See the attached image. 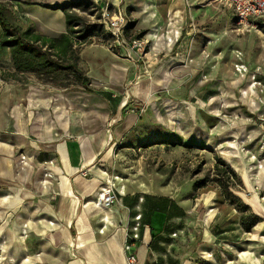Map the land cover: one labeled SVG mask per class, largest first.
Masks as SVG:
<instances>
[{"label":"crops","instance_id":"crops-1","mask_svg":"<svg viewBox=\"0 0 264 264\" xmlns=\"http://www.w3.org/2000/svg\"><path fill=\"white\" fill-rule=\"evenodd\" d=\"M40 1L22 5L21 9L35 22L37 18L44 20L40 25L44 34L55 37L65 32V14L43 6ZM221 3L232 10L229 4ZM147 34L156 38L155 32ZM179 34L174 41H178L182 32ZM0 48L7 50L6 59L11 61L9 47ZM184 57L183 45L171 61L150 76L147 64L114 56L104 48L86 47L79 52L78 67L90 78L89 85L94 91H87L82 85L80 89L66 90L53 84L46 87L19 80H4L5 85L0 84V133L13 134L16 141L11 152L14 156L0 154V192H9L0 196V207L7 208L5 212L0 209V214L8 212L21 197V192L13 190L15 181L28 182L26 186L32 184L43 198L36 203L27 202L23 206L27 213L17 216L16 251L24 253L19 264H130L125 251L126 228L137 207L143 213V225L141 240L136 245L138 260L134 264H230L226 247L241 242L224 236L228 229L220 227V230L212 223L213 217L209 223H197L200 211L212 207L218 197L215 191L202 192L199 190L202 186L195 188L196 182L205 179V169L174 189L172 185L148 190L125 188L122 203L109 212L113 224L104 232H101L102 218L107 212L87 203L110 174L105 163L113 146L175 148L194 158L201 148L200 156L206 154L208 161L204 166L211 168L215 158L208 148L214 149L218 144L225 147L228 141V150H223L221 158L238 178L247 180L241 146L228 139L246 133L257 139L261 129L239 113L240 127L237 134L231 133L225 119L229 117L225 112L230 107L226 103L231 102L230 93L196 96L203 111L198 109L197 113L198 103L192 98L196 91L173 68V63ZM125 88V97L113 96V90ZM133 102L145 105L146 110L140 112L139 107L130 110ZM252 110L255 113H249L250 116L264 114L257 113L260 109ZM110 119L115 121L109 125ZM231 143L235 146L231 147ZM249 147L261 155L254 144ZM16 150L27 155L25 160L15 156ZM235 150L239 152L236 154ZM247 155L248 169L256 170L250 168L254 163L250 160L252 154ZM51 160L53 164H49ZM19 168L23 173L16 171ZM47 170L53 177L44 183ZM255 180L264 184L259 176ZM120 183L119 180V186ZM252 227L262 229L263 225L257 221ZM7 244V237L0 231L1 249L6 251ZM237 258L238 264H264L254 250L242 251ZM11 260L17 261L13 255L9 264Z\"/></svg>","mask_w":264,"mask_h":264},{"label":"rangeland","instance_id":"rangeland-1","mask_svg":"<svg viewBox=\"0 0 264 264\" xmlns=\"http://www.w3.org/2000/svg\"><path fill=\"white\" fill-rule=\"evenodd\" d=\"M0 1L11 5L24 27L28 24H33L39 31L43 32L40 25L44 20L37 18L38 22H35L28 18L21 9L22 5H33L34 2L39 0ZM63 3L71 5V10L81 15L86 25H94L97 28L104 29V31H106V27L103 7L109 3L108 12L120 9L131 20V24H136L129 31L128 34L130 36L144 37L148 41L146 53L142 57H140V53L127 57L122 54L120 48L115 46L113 38L108 33L105 32L102 35L89 33L90 36L86 41H81L77 47L79 52L86 47L104 48L114 56L147 64L150 67L149 75L155 76L157 73L155 70L171 61L176 56V51L184 45L185 57L179 63L174 62L173 68H177V73L183 76L184 82L196 91L192 98L198 103L195 109L197 113L203 112L199 105L200 99L198 98H201L204 93H207L208 96L217 95V97L221 96L222 93L225 96L230 93L231 102L226 100L230 107L225 112L229 113V117L225 119L228 120L231 133L237 134V128L240 127L237 123V118L240 116L239 113L246 115L245 118H247L249 123L261 129L257 139L251 133L232 136L228 139L230 140L229 142H234L237 147L238 145L241 146L240 151L246 159L245 166L247 167L248 176L245 182L241 178H231L230 181L225 182V187L220 186L215 180L217 178L214 168L216 157L221 158L223 150H228V141H226L225 147L218 144L214 149L208 148V152H212L215 158V164L211 168L204 166V163L208 161L206 154L200 156L201 148L197 157L194 158L193 155L189 156L185 152L180 153V150L175 148L131 149L113 146L112 155L108 163L105 164L111 175L120 177V184L124 185L126 189L136 188L141 190H148L158 185L161 186L160 188L170 185H172V189L181 187L186 184V178L189 176L192 178L195 173L205 169L204 173L206 176L204 180L206 184L199 190L202 192L207 190L215 191L218 193V197L212 207L200 211V220H197V223H209L210 217H213L212 223L218 225L220 230V227L228 229V233L224 234V236L229 237L231 241L241 242L234 246L231 244L226 247L229 250L230 264H238L237 254L240 255L242 251L252 252V250H254L261 261H264V243L262 242V237H264V184L255 180L258 176L261 180L264 179V167L261 169L254 168L256 170L250 171L248 169L250 161H248L247 155V153L252 154L258 159V162L264 164V114L249 115V113H255L252 109H260L257 113H264V17H256L253 23L248 25L238 24L234 20L233 10L223 5L219 0L40 1L42 5L53 6ZM50 9L57 10L62 15L64 13L61 8ZM150 31L155 32L156 38L152 39L148 36L147 33ZM180 31L182 35L178 41H174ZM161 43H166L165 45L167 46L172 44V46L167 47ZM155 46L159 47L156 48ZM7 55V50L0 48V74L1 71L13 69L11 61L6 59ZM238 64L247 65L248 73L241 75L236 68ZM255 74L257 79L262 82V85H257L256 89H253V76ZM19 81L38 86L45 85L46 87L53 84L66 90L82 88L81 83L76 79L72 71L29 72L21 75ZM9 82L18 83V81ZM0 84L5 85V81L0 79ZM101 89L107 90L109 87ZM222 89L223 92L221 91ZM126 90V88L121 91L113 90V96L125 97ZM130 107V110H136L135 108L139 107L140 112L146 110L145 105H140L137 102L131 103ZM114 121V119H110L109 125L114 123ZM15 144L16 141L13 134L0 133V154H11V156H14L11 152H13L12 147ZM234 144L231 143L230 146L233 147L235 146ZM251 144L260 149L261 155L250 149L249 146ZM229 150L233 151V149ZM15 152V156L20 161L25 160L24 156L26 154L23 151L16 150ZM238 152V150H235L236 154ZM26 158L30 161L29 157ZM190 161L194 163L192 164ZM254 164L256 162L250 166ZM16 171L23 173L20 168ZM254 174L255 177H252ZM27 183L13 182L12 185L16 186L13 190L21 192V197L17 199L16 203L6 213L4 212L7 211V208L0 207L4 211L3 214H0V231L5 234L8 241L6 251L0 247V264H9L11 255L15 256L17 260L15 262L11 260V264H19L24 256V253L21 254L16 251L19 249L14 239L17 236L16 232H19L17 216L21 212L27 213L23 210V206L27 202L36 203L38 200L43 199L36 193V188L32 184L31 186H26ZM193 183L191 181L190 184L192 185ZM7 193L9 192L1 191L0 196H4ZM198 194L199 192H197ZM254 217L257 218L258 222H262L263 228L255 229L252 227L250 231H247V226ZM2 257L4 259H1Z\"/></svg>","mask_w":264,"mask_h":264},{"label":"trees","instance_id":"trees-1","mask_svg":"<svg viewBox=\"0 0 264 264\" xmlns=\"http://www.w3.org/2000/svg\"><path fill=\"white\" fill-rule=\"evenodd\" d=\"M43 6L63 10L66 18L65 32L53 37L39 31L33 24L24 27L11 5L0 1V46L9 47L13 68L1 71L0 79L19 80L20 76L27 72L72 71L85 90L94 91L89 85L90 78L78 67L79 50L74 46V38L84 42L91 33H96L97 27L86 25L83 17L72 11L71 5L67 3ZM132 26L133 24L128 29L130 30ZM216 159L215 180L220 186L225 187V182L231 178L239 179L237 173L222 158ZM205 184V180L196 183L195 188ZM256 222L257 218L254 217L248 224L247 231H250Z\"/></svg>","mask_w":264,"mask_h":264},{"label":"built area","instance_id":"built-area-1","mask_svg":"<svg viewBox=\"0 0 264 264\" xmlns=\"http://www.w3.org/2000/svg\"><path fill=\"white\" fill-rule=\"evenodd\" d=\"M221 2L227 3L231 6L234 12V20L241 25H248L253 23L254 18L264 17V0H220ZM107 6L103 7L104 9V20L105 27L104 29L97 28L95 35L104 34L105 32L113 38L115 46L120 48L122 54L125 56H132L135 53H140V57L146 53L147 40L144 37H134L130 36L128 33V28L131 26V20L128 16L123 13L120 9H114L113 12H108L109 3ZM104 27V28H105ZM130 31V30H129ZM79 41V43H78ZM74 46L77 48L80 45L81 39L74 38ZM237 71L241 75L248 73V67L245 64H238L236 66ZM257 85H262V82L257 79V75L253 76V89H256ZM264 137V136H263ZM51 160L49 164H53ZM84 174H87L86 171H83ZM53 177V173L49 170L45 173L44 183L49 181V178ZM120 177L118 175L108 174V177L95 193V195L87 201L95 209L106 211L107 213L103 216V225L101 227V232L108 227V225L113 224V219L109 214L112 207L116 204L122 203L123 197L125 195V186L118 185ZM143 225V213L139 207L137 211L133 213L130 217L129 224L127 225V234L125 242V251L127 261L130 264L137 262V251L136 245L141 240V229ZM175 236L176 233H173Z\"/></svg>","mask_w":264,"mask_h":264},{"label":"bare ground","instance_id":"bare-ground-1","mask_svg":"<svg viewBox=\"0 0 264 264\" xmlns=\"http://www.w3.org/2000/svg\"><path fill=\"white\" fill-rule=\"evenodd\" d=\"M174 30H175V29H174ZM176 30H177V29H176ZM170 32H171V31H170ZM173 37H174V36H173ZM169 43H170V42H169ZM250 160H252L254 163L256 162V164H254L253 166H250L251 169H254V168H256V169H261V168L264 167V164L258 162V161H257L258 159H256V157H254L253 155L250 156ZM262 179H263V177H262Z\"/></svg>","mask_w":264,"mask_h":264}]
</instances>
